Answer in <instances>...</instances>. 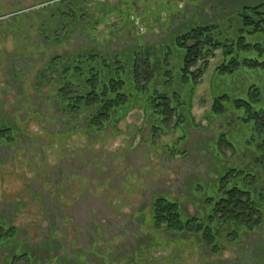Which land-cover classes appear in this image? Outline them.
<instances>
[{
    "label": "rangeland",
    "instance_id": "obj_1",
    "mask_svg": "<svg viewBox=\"0 0 264 264\" xmlns=\"http://www.w3.org/2000/svg\"><path fill=\"white\" fill-rule=\"evenodd\" d=\"M81 2L89 15L78 20L62 0H0V122L25 130L15 149L0 145V229L6 237L0 239V264L13 255H24L16 264H264V222L237 243L223 242L220 253L191 241L148 249L153 237L145 224L156 195L177 200L183 222L203 218L228 168L237 162L252 172L242 159L255 157L264 137V32L243 34L245 43L257 44L247 50L235 48L225 58L221 49L214 51L196 82L192 119L175 127L174 117L165 132L151 133L142 104L97 137L67 131L55 98L56 73L41 70L53 56L94 47L122 53L139 46L157 66L176 65L170 41L178 31L207 24L219 41L235 40L240 8L264 0ZM57 4L60 14L54 15L47 8ZM89 16L102 19L87 26ZM230 57L239 61L235 69L215 72ZM214 98H220L221 113L212 112ZM238 100L250 106L236 107ZM75 123L85 125L82 118ZM10 226L17 235L12 241ZM177 242L183 243L178 249Z\"/></svg>",
    "mask_w": 264,
    "mask_h": 264
},
{
    "label": "trees",
    "instance_id": "obj_2",
    "mask_svg": "<svg viewBox=\"0 0 264 264\" xmlns=\"http://www.w3.org/2000/svg\"><path fill=\"white\" fill-rule=\"evenodd\" d=\"M81 3V0H62L61 5L71 9L80 20L84 13L89 15ZM58 7L61 6L57 4L47 9L58 15ZM106 11L108 10H103L102 15ZM101 19L89 16L85 24L91 26ZM238 19L240 26L234 31L235 40L233 37H225L219 41L216 38L219 33H216L215 26L207 24H196L178 31L170 41L171 46L177 50L174 49L175 53L171 51V56L177 57L174 60L176 65L166 62L157 66L139 51V46L122 53L105 52L94 47L84 51L79 49L70 55L61 54L49 58L41 70L46 74L56 73L59 85L55 98L65 129H81L91 137H97L107 125L114 127L120 118L136 107V104H142L140 107L144 109L145 117L152 120L151 133L156 130L165 132L174 117L177 119L175 127H184L185 120L192 119L190 109L197 79L203 75L207 60L214 56V51L221 49L225 58L232 54L235 48L247 50L257 45L245 43L243 34L264 32V2L242 6ZM45 37V40L49 39L48 36ZM238 64V59L230 57V61L226 63L224 60L216 67L215 72L233 71ZM141 67L144 68L143 73ZM174 71H177V77H174ZM40 78L43 79L41 76ZM236 105L250 106L242 100H238ZM213 111H224L220 98L213 99ZM253 114L257 115L252 112L250 117ZM80 118L85 121V125H74L76 119ZM69 123L73 125L70 129L66 128ZM260 126L264 129V121ZM21 135H25V130L20 125L0 122V145L15 149ZM223 141L226 147L234 152L232 144ZM256 151L255 157L248 155L247 159L244 156L242 159V165L248 164L252 172L244 171L236 162L235 166L228 168L220 177L217 199L203 218L193 215L183 222L177 200L164 195L154 196L147 211L149 220L145 219V224L150 228L148 235L153 237L148 240V249L154 245L167 247L175 241H191L195 248L201 244L220 253L224 247L223 242L237 243L242 239L243 233L258 229L264 222V137ZM16 152L21 151L16 149ZM229 178H234L231 180V186L228 185ZM14 229L13 226L9 227L7 239L11 238V241L17 237ZM3 233L0 229V239L5 237ZM165 234L167 238L164 237ZM179 245L183 243L177 242V249ZM177 253L178 250L173 251V255L179 256ZM23 257L24 255H13L7 263L16 264Z\"/></svg>",
    "mask_w": 264,
    "mask_h": 264
}]
</instances>
